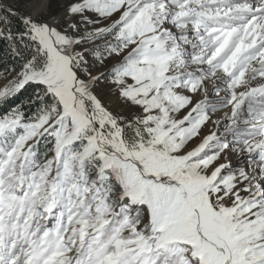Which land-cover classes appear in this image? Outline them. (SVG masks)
<instances>
[{
    "label": "snow or ice",
    "instance_id": "snow-or-ice-1",
    "mask_svg": "<svg viewBox=\"0 0 264 264\" xmlns=\"http://www.w3.org/2000/svg\"><path fill=\"white\" fill-rule=\"evenodd\" d=\"M0 264H264V0H0Z\"/></svg>",
    "mask_w": 264,
    "mask_h": 264
},
{
    "label": "trees",
    "instance_id": "trees-1",
    "mask_svg": "<svg viewBox=\"0 0 264 264\" xmlns=\"http://www.w3.org/2000/svg\"><path fill=\"white\" fill-rule=\"evenodd\" d=\"M4 47H5V45L0 43V49H3ZM0 67H2V65H0Z\"/></svg>",
    "mask_w": 264,
    "mask_h": 264
}]
</instances>
